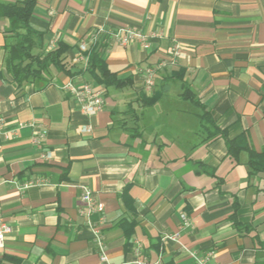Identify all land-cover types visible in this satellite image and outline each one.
I'll return each mask as SVG.
<instances>
[{"label": "crops", "instance_id": "0c3cea01", "mask_svg": "<svg viewBox=\"0 0 264 264\" xmlns=\"http://www.w3.org/2000/svg\"><path fill=\"white\" fill-rule=\"evenodd\" d=\"M29 23L44 53L68 47L69 73L50 67L16 88L0 18V222L11 229L0 264H102L98 239L108 264H264V173L226 145L244 133L264 148V0H37ZM119 29L154 34L151 49L117 46ZM97 31L108 69L132 86L105 89L79 72L78 46ZM173 44L182 56H168ZM157 65V100L144 106L140 70ZM68 82L101 88L103 110L84 114ZM83 189L102 212L87 211Z\"/></svg>", "mask_w": 264, "mask_h": 264}, {"label": "trees", "instance_id": "16d2710c", "mask_svg": "<svg viewBox=\"0 0 264 264\" xmlns=\"http://www.w3.org/2000/svg\"><path fill=\"white\" fill-rule=\"evenodd\" d=\"M37 4V0H22L20 3L0 5V18H5L9 22V28L5 32L7 38L12 42L5 45L7 53L4 61L5 69L11 79L12 84L19 88L26 82H32L42 79V74L53 67L58 71H64L66 74V64L64 55L68 47L65 44H58L54 50L44 53L41 51L43 45L44 33L33 29L29 23L32 11ZM102 45L93 47L88 56V65L79 72H85L100 87L108 89H123L132 86V80L129 78L120 79L115 73L111 72L102 57ZM182 97L186 100L197 104L194 96L189 88L182 84ZM157 100V95H144L142 103L144 106H151ZM205 125H209L215 129L214 137L219 132L215 127L214 121L207 112L200 116ZM212 135V136H213ZM227 155L235 162L241 151L247 153V167L250 174L264 173V148L260 152H256L251 147L246 134L228 140ZM234 220L236 229H240L241 225Z\"/></svg>", "mask_w": 264, "mask_h": 264}, {"label": "built area", "instance_id": "2783aa9c", "mask_svg": "<svg viewBox=\"0 0 264 264\" xmlns=\"http://www.w3.org/2000/svg\"><path fill=\"white\" fill-rule=\"evenodd\" d=\"M101 38V32L97 31L91 34L87 40L81 41L78 50L80 62L82 63V68L85 69L88 65V56L93 47L98 45ZM155 38V35H146L138 31H134L131 29H119L112 35V39L114 44L117 46L124 48L131 44H139L140 47L148 51L151 49V40ZM168 56L180 57L182 56L181 48L178 44H173L168 51ZM161 68V65L157 66H148L142 70H140V74L143 77L144 89L147 95H151L154 91V81L157 71ZM61 89L67 92L73 101L79 106L81 111L88 116H96L98 115L104 107V92L101 88L95 87L90 83H84L82 85H75L72 82H68L61 87ZM0 126H2V120H0ZM91 129L89 127H85L82 129V132H90ZM42 137V133L38 132L36 134V138L34 139V143L37 145L39 143L40 138ZM42 159L50 160L51 153H45L42 155ZM80 202L87 208V211L92 213H100L103 211V204L97 201L93 193L89 189H83L80 195ZM181 223L182 227L187 229L190 228V224L185 215H181ZM11 231L10 227L4 223L0 222V249L3 247V242L5 236L9 234ZM97 243L99 245L100 253L99 259L102 264H108L107 256L103 250L102 243L98 239ZM134 253H139L138 245L134 246ZM212 256V253L209 255ZM135 264H158V263H149L146 260L137 261ZM198 264H206V259L198 261Z\"/></svg>", "mask_w": 264, "mask_h": 264}]
</instances>
